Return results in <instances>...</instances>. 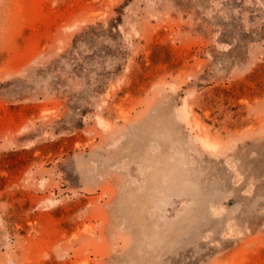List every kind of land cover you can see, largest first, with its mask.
<instances>
[{
	"label": "rangeland",
	"instance_id": "rangeland-1",
	"mask_svg": "<svg viewBox=\"0 0 264 264\" xmlns=\"http://www.w3.org/2000/svg\"><path fill=\"white\" fill-rule=\"evenodd\" d=\"M0 264H264V0H0Z\"/></svg>",
	"mask_w": 264,
	"mask_h": 264
},
{
	"label": "bare ground",
	"instance_id": "bare-ground-1",
	"mask_svg": "<svg viewBox=\"0 0 264 264\" xmlns=\"http://www.w3.org/2000/svg\"><path fill=\"white\" fill-rule=\"evenodd\" d=\"M185 110H186V109H185ZM183 113H184V110H183ZM186 119H187V117H186ZM208 136H209V135H208ZM209 137H210V136H209ZM203 138H204V137L202 136V137L200 138V140L203 139ZM205 139H206V138H205ZM203 140H204V139H203ZM209 140H210V139H208V141H209ZM201 142H202V141H201ZM203 142H205V141H203ZM209 142H210V141H209ZM206 143H207V142H206ZM212 143H214V142L212 141ZM212 143H209V144H212ZM203 144H204V143H203ZM207 144H208V143H207ZM207 144H206V146H208ZM213 145H214V144H213ZM210 146H211V145H210ZM209 148H210V147H209Z\"/></svg>",
	"mask_w": 264,
	"mask_h": 264
}]
</instances>
